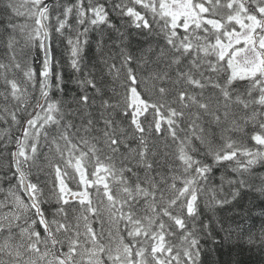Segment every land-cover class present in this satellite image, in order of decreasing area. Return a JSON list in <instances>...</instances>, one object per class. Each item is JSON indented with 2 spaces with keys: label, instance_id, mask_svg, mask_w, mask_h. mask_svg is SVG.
Segmentation results:
<instances>
[{
  "label": "snow or ice",
  "instance_id": "1",
  "mask_svg": "<svg viewBox=\"0 0 264 264\" xmlns=\"http://www.w3.org/2000/svg\"><path fill=\"white\" fill-rule=\"evenodd\" d=\"M264 264V0H0V264Z\"/></svg>",
  "mask_w": 264,
  "mask_h": 264
},
{
  "label": "trees",
  "instance_id": "2",
  "mask_svg": "<svg viewBox=\"0 0 264 264\" xmlns=\"http://www.w3.org/2000/svg\"><path fill=\"white\" fill-rule=\"evenodd\" d=\"M242 259L245 261V264H256L257 257L245 250L242 254Z\"/></svg>",
  "mask_w": 264,
  "mask_h": 264
}]
</instances>
